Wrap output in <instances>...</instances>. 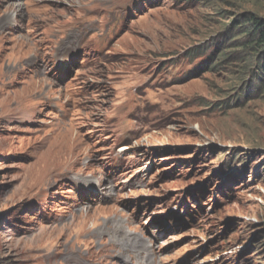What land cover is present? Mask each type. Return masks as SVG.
Returning a JSON list of instances; mask_svg holds the SVG:
<instances>
[{
	"label": "rangeland",
	"instance_id": "1",
	"mask_svg": "<svg viewBox=\"0 0 264 264\" xmlns=\"http://www.w3.org/2000/svg\"><path fill=\"white\" fill-rule=\"evenodd\" d=\"M254 16L0 0V264H264Z\"/></svg>",
	"mask_w": 264,
	"mask_h": 264
},
{
	"label": "trees",
	"instance_id": "2",
	"mask_svg": "<svg viewBox=\"0 0 264 264\" xmlns=\"http://www.w3.org/2000/svg\"><path fill=\"white\" fill-rule=\"evenodd\" d=\"M248 35L249 37H252V40L258 46L257 55L263 54L264 53V20L254 16L252 21V30L249 31Z\"/></svg>",
	"mask_w": 264,
	"mask_h": 264
},
{
	"label": "bare ground",
	"instance_id": "3",
	"mask_svg": "<svg viewBox=\"0 0 264 264\" xmlns=\"http://www.w3.org/2000/svg\"><path fill=\"white\" fill-rule=\"evenodd\" d=\"M57 264H60V263H57Z\"/></svg>",
	"mask_w": 264,
	"mask_h": 264
}]
</instances>
